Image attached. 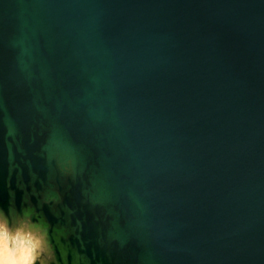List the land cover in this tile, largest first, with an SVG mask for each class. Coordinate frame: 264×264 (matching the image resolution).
<instances>
[{"label": "water", "instance_id": "water-1", "mask_svg": "<svg viewBox=\"0 0 264 264\" xmlns=\"http://www.w3.org/2000/svg\"><path fill=\"white\" fill-rule=\"evenodd\" d=\"M0 211L56 264H264V0H0Z\"/></svg>", "mask_w": 264, "mask_h": 264}, {"label": "clouds", "instance_id": "clouds-1", "mask_svg": "<svg viewBox=\"0 0 264 264\" xmlns=\"http://www.w3.org/2000/svg\"><path fill=\"white\" fill-rule=\"evenodd\" d=\"M0 264H56L50 239L34 222L0 212Z\"/></svg>", "mask_w": 264, "mask_h": 264}, {"label": "bare ground", "instance_id": "bare-ground-1", "mask_svg": "<svg viewBox=\"0 0 264 264\" xmlns=\"http://www.w3.org/2000/svg\"><path fill=\"white\" fill-rule=\"evenodd\" d=\"M7 128H8V132H9L10 134H12V128H11L9 125H7ZM53 143H55V141H53ZM47 196H51V194H50V195H47ZM0 212H1V211H0ZM23 218H24L25 220H28L27 217H23ZM34 227H37V228L43 230V231L46 233L45 228H43L41 225L34 224Z\"/></svg>", "mask_w": 264, "mask_h": 264}, {"label": "rangeland", "instance_id": "rangeland-1", "mask_svg": "<svg viewBox=\"0 0 264 264\" xmlns=\"http://www.w3.org/2000/svg\"><path fill=\"white\" fill-rule=\"evenodd\" d=\"M52 195V194H51ZM47 198H49L48 196H47ZM23 217H27V215H24ZM34 224H37V225H41V224H39V223H34ZM43 228H45V226L44 225H41ZM45 230H46V228H45Z\"/></svg>", "mask_w": 264, "mask_h": 264}, {"label": "crops", "instance_id": "crops-1", "mask_svg": "<svg viewBox=\"0 0 264 264\" xmlns=\"http://www.w3.org/2000/svg\"><path fill=\"white\" fill-rule=\"evenodd\" d=\"M9 133V132H8ZM10 134V133H9Z\"/></svg>", "mask_w": 264, "mask_h": 264}]
</instances>
